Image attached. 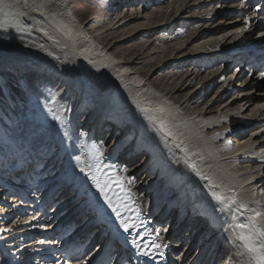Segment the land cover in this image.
Here are the masks:
<instances>
[{"label": "bare ground", "instance_id": "6f19581e", "mask_svg": "<svg viewBox=\"0 0 264 264\" xmlns=\"http://www.w3.org/2000/svg\"><path fill=\"white\" fill-rule=\"evenodd\" d=\"M147 1V4L139 6L140 8L138 9H136L137 4L132 2L127 6V13L124 12L122 14L120 12L118 14V12L116 16L114 14L115 17L113 19H116V21L114 23L115 27L112 28L128 27L132 31L130 30L129 34L126 33L128 36H124L125 39L121 40L122 36H119L112 44V41L107 43L108 41L105 42V39L103 42L99 40L105 36V31H97L98 35L93 31L92 37L88 32L86 33L84 29H86L89 21L80 20L74 10L68 5L67 0H12L21 12L25 13L24 17L31 21V31H29L33 32V34L26 35L0 31V75L6 76L5 73H9L11 77L12 74H19L20 72L18 71L20 69L30 67L35 71L49 73L64 89L62 101L65 111L62 115L72 128V132L69 133L70 138L65 137V130L59 125L60 129L58 127H51L50 130L52 134L56 130L55 133L58 136L59 146L56 144L53 147V142L51 144L50 140L47 139L39 140L43 142L46 148L51 146L55 148V150L49 149L47 151L50 154L49 160L52 161L48 170L60 167V169L54 171L55 176L57 175L58 177V180H53L54 184L59 182L60 185L71 184L73 186L75 182H78L84 192L90 186L89 183L91 181L88 178L87 180L84 178V174L79 171L77 163L73 158L75 155L81 154L83 150L81 148V140L76 136V133L77 135L80 133V127L76 125L75 118L78 110L85 105L86 110L90 109L92 111L94 120L96 119V113H102L104 115L101 117L108 116L117 119L123 117L125 121L132 122L137 129L135 136L138 142L140 143V138L147 140L145 144L152 145L151 147L155 150L156 159L158 158L160 163H163L162 169L158 167L159 162L152 164L150 168L154 173L147 175L146 178L144 169L141 165H137L136 167L135 163L140 162L141 159V162H144L147 159V153L142 154L137 161H135V157H132L129 159L128 164L123 166L124 169L120 177L125 178V175L127 176L126 179L132 182L130 186L140 196L141 201L143 198L151 197L147 191V187L149 190H152L153 188L163 186L159 194H157L160 197L167 195L171 190L166 185L167 182L171 184L176 182L179 183L177 184L178 187L184 189L189 204L202 206L198 203L202 200L201 195L195 192L194 185H192L193 189L187 187L188 185L183 186L185 180L178 178L177 172L173 169L174 164L165 161L162 152L155 147L164 138L162 130L170 129L174 134L180 132L183 139H186V144L192 149L187 150L186 153H193L195 161L202 163V167L206 166L204 171L215 178L213 184L222 188L219 190V194H233L239 197L240 199L238 200H241V202L245 203L250 200L253 205H256L252 201L259 200L258 197L264 199V193H261V197L258 195L259 191H257L258 196H254V192L250 191V188L254 190L257 185H264V169L252 172V178L255 181L252 182L250 188L246 187L249 181H245L246 178L242 169L251 166L249 164H252L251 168L253 169V167L259 166L261 162H245V165H240L238 163L240 162V156L246 151L245 148H238V145L242 141L237 140L235 137H231V139L225 138L227 133L233 129L225 132L224 129H227V127L223 126L222 135L218 138H213L207 131H203L204 123L198 117L201 111L205 109V115L208 117L219 112L218 120L228 115L229 123L231 125H238L239 119L248 117L254 105L258 106L255 115L264 116V92L260 90L255 94L253 92L255 88H263L264 82L259 83L256 80V76H251L244 87L239 88L238 83L232 82V90L233 88H237L238 90L236 89L235 93L233 92L228 95V91L223 87L225 81L221 82L218 80L222 79L223 73L230 66L225 64H230V61L224 64L226 67L222 71L216 72V75L211 80L212 83H209L210 78L214 75L212 74V69L215 66L213 65L215 62H212L221 59V64L222 59L228 58L225 56L228 54H224V52L230 46L233 48L239 45L245 46L260 38L262 40L260 46L264 48V36L260 35L264 33V12L256 11L257 7L255 8V6L259 5V3L251 1L244 2L247 5L244 8L240 7L242 1L238 0ZM164 2H166L165 6L162 5ZM159 3L161 4L159 5ZM218 5L219 7H217ZM129 8L131 10L128 14ZM212 8L214 10L209 11L211 15H208L209 12L207 11ZM116 10L121 11L122 8L118 9V6H116L114 11ZM148 11H151V14ZM229 12H233L234 16L228 17ZM238 12L242 13V15H238ZM148 15L152 22L150 21L151 23L145 24V17ZM245 16L252 17L253 21L250 22L251 26L248 31L241 33L237 30L244 28L243 19ZM203 18L205 19L203 20ZM176 23L183 25L184 30L182 31L186 30L189 32L186 40L187 44L184 47H182L183 44H180L175 54L172 52L175 48L173 49L172 47L171 52L173 54H168L169 56L163 62L158 61V59H156L157 61L152 59L143 61L144 67H150L155 63L154 66L157 67L156 69L152 68L154 70L152 73V70L148 69L147 73H142L141 70H138L139 68L137 71L133 70L135 68L134 65H136L134 60L137 58L123 60L124 57L121 54L118 56L119 54L113 48L114 44L123 40L133 42L151 32L153 35L164 31L168 34L169 27H174ZM190 26L189 31L188 28ZM135 29L137 30L134 31ZM95 37L98 38L99 43H97L98 40H94ZM92 38L93 40H91ZM112 39L114 38L112 37ZM165 40H171L169 35L163 41ZM154 41H156V37L151 42L153 43ZM131 47H128L129 53L131 50L134 53L139 52L137 51L138 45ZM184 50H188V53L181 56L180 52ZM134 53L132 55H136ZM235 55H245V52H237ZM200 62L205 63L206 67L204 70H201L204 67H198V64H201ZM180 65H182V68L184 65H188L187 68H190V73L187 72L188 69L182 73L178 68ZM176 68L178 69L176 70ZM171 69L176 71L173 74L181 75V84L170 81L169 83L172 82L173 85L161 90L164 96H157L152 90L153 88L156 89V87L151 86L150 82L160 85L158 82L160 80L157 81L154 78L156 73L162 70L171 71ZM242 70H244V67L240 69L239 75L242 74ZM205 72H207V75L205 77L201 76ZM159 75L161 76V80L165 81L168 78L167 75ZM257 75L259 76L260 73L258 72ZM227 78L230 80L231 77L228 75ZM238 78L239 76H237L236 81ZM241 81L242 79H240L239 83H242ZM207 84H216L217 86L216 91L210 98L207 96ZM174 93H177L175 98H168V95L174 97ZM228 97L231 98L229 101ZM88 104L91 106H88ZM181 107L189 109L183 110ZM261 127L259 124L251 126V129L246 132L244 140L250 135L253 136L254 141L258 140L262 134L257 136V129ZM0 130L5 133V127L1 122ZM27 133V131L20 133V138H25ZM105 138L107 137H103V140ZM218 140L219 143L217 144L216 141ZM112 143L113 141H108L105 146L107 147ZM134 149L136 147L132 148L131 151H134ZM25 150L29 153L28 155L35 158L34 155L40 152L39 144L30 145ZM21 155L17 154L15 156L16 161L11 166L1 169L0 173L7 175L9 169L17 168L22 164L25 159ZM47 158L45 155L43 156V159ZM202 159H205V162L199 161H204ZM176 160H178L177 157ZM113 164V167H115V162ZM239 165L242 169L236 170ZM132 167L135 168L134 171H132ZM40 168L43 170V165H40ZM116 171L121 173L120 170ZM127 171H129V174ZM29 174H31L30 170ZM247 178H250V176H247ZM145 179L152 181L146 185L144 183ZM17 186H21L20 188L24 189L26 184L23 182V179H19L13 185V187ZM92 187L94 186L92 185ZM46 188L47 186H44L43 189ZM239 188H241L240 191ZM164 191L166 192L163 194ZM72 194L74 192L66 193L64 191L60 195H64L63 197L66 201ZM132 200L139 202L137 196L132 197ZM219 208V205H215L211 211H208V214L215 213V216L219 217ZM175 209L177 208H173L170 211L174 212ZM33 216L35 215L32 213L25 216L23 214L19 220L8 218L5 221L6 218L0 215V236L4 239L10 252H14L19 248V241L21 243V252L17 251L16 253L19 256L35 252L38 248H43V244L38 246L34 238L44 234L41 231L42 225L50 226V224L40 219L32 220L31 217ZM261 219L263 217L258 220ZM262 221L264 222V219ZM189 225L198 229L202 227L203 221L198 224ZM28 231L32 232V236L29 239L24 237V234ZM223 233H227L226 229H224ZM15 258L14 264H22L18 262L17 256Z\"/></svg>", "mask_w": 264, "mask_h": 264}, {"label": "rangeland", "instance_id": "374dc122", "mask_svg": "<svg viewBox=\"0 0 264 264\" xmlns=\"http://www.w3.org/2000/svg\"><path fill=\"white\" fill-rule=\"evenodd\" d=\"M67 3H68V5H70L71 9L73 8L75 14L78 16V18L80 20H82V21L86 20V22L89 21L87 26H86V29H84V31H89L90 29L92 30L94 28H100L99 30H101V32L105 31V33H106L105 36L101 37L99 39L102 42L105 39L106 40L105 42L108 41L107 43H109L110 41H112V44H113L114 40L118 39L119 36L120 37L122 36V38H120L122 40V39H125L124 36H128V34L130 33L131 28H128V27H122V28H116V29L112 28V27H115L114 23L116 21V19H113V17H115L118 12H119L118 14H120V12H122V14H123L125 12V9L121 10V11H118V10L113 11V12H111V15H109L107 17L105 15H106L107 10H108V4H104L99 0H67ZM165 4H166V2H164L162 5L165 6ZM130 10L128 11V14H129ZM213 10H214V8L208 10L207 12L213 11ZM140 11H141V9H140ZM149 12L151 14V11H148V13ZM205 12H206V10H205ZM114 14H115V16H114ZM149 15L146 16L147 18L145 17V21H144L145 24H149L152 22L150 20ZM230 17H232V16H230ZM190 28H191V26L188 28V30ZM114 30H116V31H114ZM136 30L137 29H135L134 31H136ZM182 30H184L183 25L182 24L179 25L176 23V25L174 27L173 26L169 27L168 34L164 31L162 33H160V32L157 33V35L156 34L153 35V33L151 32V33H148V35H146L142 38H138V39H136V41H133V42H130V41L128 42V40L127 41L123 40L122 42L114 44L113 48L119 54L118 56H120V54H121L124 57L123 60L128 59V58H131V60H132L133 58L136 57L137 59L134 60L136 65H134L135 68H133V70L137 71V69L139 68L138 70H141L142 73H147L146 72L147 69L152 70L153 67L156 69L157 66H154V64H155L154 63L150 67H144L143 61H146V59H152V60L157 61L156 59H158V61L163 62V60L167 56H169L168 54H171L172 52L175 54V52H176V50L180 44H183L182 47H184L187 44L186 40L188 38L189 32L186 30L185 31H182ZM126 33H128V34L126 35ZM167 35H169L171 40L163 41ZM21 37H24V36H21ZM112 37L114 39H112ZM155 37H156V41H154L152 43L151 41ZM6 38H8V37H6ZM94 39L98 40V38H96V37ZM99 40L97 43L100 42ZM135 45L139 46L138 50H137L139 52L134 53L131 50L129 53L128 47H131V46L133 47ZM172 47H173V49L175 48L173 51L171 50ZM132 52L136 55H132L133 54ZM186 53H188V50H184V51L180 52L181 56H183ZM214 62L216 64L215 66H217L218 68L215 66L213 67V69L210 68V69H212V72H213L212 74H214V75L210 78L209 83H212L211 80L216 75V72L221 71L223 68L219 65L220 64L219 59L214 60L212 63H214ZM202 64L204 65L205 63L198 64V67L200 68L202 66ZM187 67H188V65H184L183 68H182V65L178 66L179 70H181L182 73L184 72V70L188 69ZM178 68H176V70ZM202 68H203V66H202ZM204 69L205 68H203L201 70H204ZM21 71L22 70L20 69V71H18V72H21ZM153 71L154 70H152L151 73ZM168 71L169 70L158 71L154 78L157 81L160 80V81H158L160 83V85H156V83H153V82H150V85L156 87V89H159L161 91V90H164L166 87H170V85H173L172 82L177 83V84L178 83L181 84L180 83V81H182L181 75L173 74V72H176L174 69L173 70L171 69V71H169V72ZM187 72L190 73V68L187 70ZM5 74H6V76L0 75V80H1L0 81V101L2 100L4 102H7V99L9 98L11 100V102L14 103V102H16V96H18V95L22 97V101H23V103L21 102V105L17 104V108H16L17 117L15 118L16 120L11 119V116H12L11 113H8V112L5 114L1 113V115L3 117L7 118L4 125H5L7 133L10 135L9 140L12 142V144L17 143L19 145V147H21V148H25L27 146L33 145V143H35V142H39V145L45 146V145H43L42 141H39L40 139L50 140V142L52 144V142L55 141V139H54L55 136H53L54 132L52 134L50 131L51 127L52 128L58 127L60 129V126L62 128H63V126L61 124L51 120V118L47 115V110L44 108V104L46 102V97H48V95H49V92H52V93L56 94L55 95V101L52 102L53 106L58 105L64 109V103L62 101V98H63L62 95L64 92L63 88L60 85H58V83L56 84L55 82H53L49 79H46V78L41 77V76H37V75L32 74V73H26L25 72V73H23V74L21 73L19 75V77L16 81L17 86L13 87L11 89L4 82V80H8V78H7L8 75H7V73H5ZM159 74L167 75L168 78L165 79V81L161 80L160 79L161 76ZM171 75H172V77H171ZM206 75H207V72L203 73L201 76L205 77ZM1 77H4V79H1ZM148 77H149V75H148ZM169 78H172V79H169ZM173 79H175V80H173ZM170 81H172V82L169 83ZM218 81H220V80H218ZM8 82H9V80H8ZM192 84H194V83H192ZM216 87H217L216 84H210V85L207 84V91H208L207 96H208V98H210L214 94V92L216 91ZM236 89L234 88L231 93H233V92L235 93L238 90V89L237 90ZM176 95H177V93H174V97L173 96L171 97V95L170 96L168 95V98H175ZM3 99H5L6 101ZM0 107H1V103H0ZM181 109L188 110L189 108H182L181 107ZM24 131L28 132L25 135V136H27V141H25V142H23L19 136V134L23 133ZM108 135H110V134H108ZM9 140L6 137L4 138V140L0 144V150L6 144V142H9ZM1 161H4V159L1 158ZM132 178H134V177H132Z\"/></svg>", "mask_w": 264, "mask_h": 264}, {"label": "snow or ice", "instance_id": "6c2138e0", "mask_svg": "<svg viewBox=\"0 0 264 264\" xmlns=\"http://www.w3.org/2000/svg\"><path fill=\"white\" fill-rule=\"evenodd\" d=\"M27 6V5H26ZM247 5L243 3L240 4L241 8ZM219 7V5L217 6ZM257 8L260 5L256 6ZM25 13L21 12L12 2V0H0V30L4 33H8L9 29L14 30L16 33L23 34L29 31V26L24 23L21 19ZM211 15V12L208 13ZM238 15H242L239 13ZM253 21L252 17L245 16L243 19L244 28L238 29L237 31L244 33L248 31L250 22ZM260 35L264 36V33ZM260 75L264 77V72ZM55 93L49 92L48 97H46V102L44 108L47 110V115L52 121L61 124L64 128V135L66 138H70L69 133L72 131L70 123L66 121L62 113L65 111L62 107L56 105L53 106L55 101ZM226 119L221 117V120ZM228 132L229 129H224ZM222 133H215L213 138L221 136ZM253 145H249V150ZM81 154L75 155L73 158L77 163L79 171L87 177L92 185L99 191L100 195L103 197L105 204L111 209L112 213L115 214L117 221L119 222L120 229L124 233L134 231L137 227H140L143 221L140 219L141 212L137 206H135L132 200V193L126 187H124L122 180L126 179L116 176L114 173L109 174L105 171V167L100 161L104 157V142H91L88 144H81ZM247 151V150H246ZM259 159L264 162V153H260ZM183 163L195 173L196 176L200 177L201 180H207V188L210 189L209 194L213 200L217 201L221 205L220 210H231L233 205L237 208L244 209L247 208L245 203L237 200L225 201L223 196L215 191L217 187L213 182L205 175H203L197 168L196 165L191 163L188 158H184ZM253 203L259 204V201H252ZM243 216V213L239 214ZM259 215V213H257ZM35 220L36 217H31ZM232 223L228 225V243L233 249V256L238 260V264H264V227H262L254 217L246 216L240 219L239 216L233 211ZM103 212H101L98 223H105ZM27 223V221H25ZM167 229H165L166 231ZM139 236L140 234L137 233ZM150 235V234H149ZM158 238V236H157ZM153 238L148 241L143 242V247L137 244L135 239L132 240V244L137 247L139 253L148 256L155 257L157 254L161 259L164 257L163 244H157L156 239ZM112 249H109L111 252ZM111 259V256H109ZM57 264L59 262L57 261ZM120 264H127V262L120 258Z\"/></svg>", "mask_w": 264, "mask_h": 264}, {"label": "water", "instance_id": "95a60500", "mask_svg": "<svg viewBox=\"0 0 264 264\" xmlns=\"http://www.w3.org/2000/svg\"><path fill=\"white\" fill-rule=\"evenodd\" d=\"M17 7V6H16ZM18 8V7H17ZM19 9V8H18ZM20 10V9H19ZM21 11V10H20ZM21 19L24 21V23L26 24V25H28L29 26V30H30V27H31V25H30V20H28L27 18H25L24 16H22L21 17ZM32 29H33V26H32ZM0 31H2V30H0ZM31 31V30H30ZM30 31H28V32H25V33H23V34H26V35H28V34H33V32H30ZM13 32H15L14 30H12V29H9V33H13Z\"/></svg>", "mask_w": 264, "mask_h": 264}]
</instances>
